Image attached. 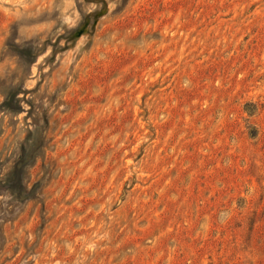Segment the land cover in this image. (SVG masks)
Wrapping results in <instances>:
<instances>
[{
    "label": "rangeland",
    "instance_id": "1",
    "mask_svg": "<svg viewBox=\"0 0 264 264\" xmlns=\"http://www.w3.org/2000/svg\"><path fill=\"white\" fill-rule=\"evenodd\" d=\"M0 264H264V0H0Z\"/></svg>",
    "mask_w": 264,
    "mask_h": 264
},
{
    "label": "trees",
    "instance_id": "2",
    "mask_svg": "<svg viewBox=\"0 0 264 264\" xmlns=\"http://www.w3.org/2000/svg\"><path fill=\"white\" fill-rule=\"evenodd\" d=\"M15 102H18V100L14 99V98H11L10 97H5L2 102L0 103V105L2 107H6L8 109H14V108H18L16 107V105L14 104Z\"/></svg>",
    "mask_w": 264,
    "mask_h": 264
}]
</instances>
